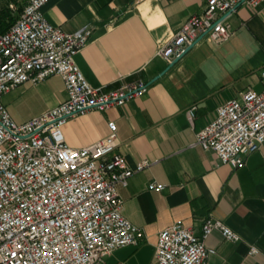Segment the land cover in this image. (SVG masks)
Returning a JSON list of instances; mask_svg holds the SVG:
<instances>
[{"label": "crops", "instance_id": "0c3cea01", "mask_svg": "<svg viewBox=\"0 0 264 264\" xmlns=\"http://www.w3.org/2000/svg\"><path fill=\"white\" fill-rule=\"evenodd\" d=\"M26 1V0H25ZM204 0H50L42 8L46 20L65 32L92 27L87 45L75 63L93 87H115L142 80L140 96L104 110L87 109L69 117L62 128L71 148L87 146L117 131L116 152L133 168L141 159L151 164L134 172L118 189L121 213L141 228L144 240L114 249L102 264H155L156 234L173 224L199 233L207 216L222 221L239 235L225 241L214 232L205 245L215 250L207 264H262L264 261V142L244 164L231 169L211 151L193 146L195 133L211 122L216 109L247 89L263 88L264 5L242 3L226 16L229 39L215 45L201 39L159 78L149 81L168 63L158 51ZM66 97L60 77L37 85L22 84L3 94L11 118L23 122ZM15 107L34 108L29 118ZM194 107L192 126L186 111ZM162 185L160 191L147 189ZM250 246L256 254H248Z\"/></svg>", "mask_w": 264, "mask_h": 264}, {"label": "built area", "instance_id": "2783aa9c", "mask_svg": "<svg viewBox=\"0 0 264 264\" xmlns=\"http://www.w3.org/2000/svg\"><path fill=\"white\" fill-rule=\"evenodd\" d=\"M50 0L6 4L12 18L0 33V264H102L114 249L137 245L143 230L123 217L119 188L151 164L141 159L133 168L116 152L117 131L107 122L103 138L81 147L64 142L67 119L87 109L104 110L140 96L142 80L115 87L91 86L75 63L88 43L92 27L65 32L51 25L42 8ZM256 8L264 0H204L201 11L188 17L165 41L158 54L167 63L196 39L219 45L231 29L226 14L239 4ZM60 77L66 97L26 121L15 122L1 102L3 94L22 84L37 85ZM261 91L247 89L216 109L214 119L195 133L192 145L211 151L219 163L237 169L264 142V66ZM194 107L186 111L192 126ZM149 183L147 189L160 191ZM218 233L225 241L239 235L222 221L207 216L199 233L170 225L156 234L155 264H207L215 250L206 238ZM250 246L248 254H256ZM264 264V261L263 263Z\"/></svg>", "mask_w": 264, "mask_h": 264}, {"label": "rangeland", "instance_id": "374dc122", "mask_svg": "<svg viewBox=\"0 0 264 264\" xmlns=\"http://www.w3.org/2000/svg\"><path fill=\"white\" fill-rule=\"evenodd\" d=\"M8 2H13L15 3V5L20 7L25 3V0H0V23L1 21H4V23H6L5 21H7L5 16L7 14L9 15V12L6 9V4ZM15 110L17 111L18 116L25 117L27 119L31 116L32 110H34V108L33 109L32 108L21 109L19 107H15Z\"/></svg>", "mask_w": 264, "mask_h": 264}, {"label": "water", "instance_id": "95a60500", "mask_svg": "<svg viewBox=\"0 0 264 264\" xmlns=\"http://www.w3.org/2000/svg\"><path fill=\"white\" fill-rule=\"evenodd\" d=\"M229 13L226 14V16L228 15ZM199 38L196 39L191 45L187 46L183 52L176 58H174L170 63H168V65L163 69L161 70L157 75H155L150 81L149 83L153 82L154 80H156L157 78H159L168 68H170L174 63H176L194 44H196L198 42Z\"/></svg>", "mask_w": 264, "mask_h": 264}, {"label": "trees", "instance_id": "16d2710c", "mask_svg": "<svg viewBox=\"0 0 264 264\" xmlns=\"http://www.w3.org/2000/svg\"><path fill=\"white\" fill-rule=\"evenodd\" d=\"M5 18L7 20V21H5L6 23H4V21H1V23H0V33L3 32L4 30H6V28L8 27V25L12 21V18L8 14L5 16Z\"/></svg>", "mask_w": 264, "mask_h": 264}]
</instances>
